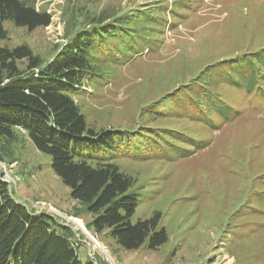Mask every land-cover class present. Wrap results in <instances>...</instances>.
<instances>
[{
    "label": "rangeland",
    "instance_id": "1",
    "mask_svg": "<svg viewBox=\"0 0 264 264\" xmlns=\"http://www.w3.org/2000/svg\"><path fill=\"white\" fill-rule=\"evenodd\" d=\"M22 1L47 12L51 24L27 31L6 22L8 36L0 46H27L44 64L91 21L160 10L154 14L162 20L156 22L165 27L156 33L155 48L115 70L109 67L113 78L87 82L74 99L95 130L166 127L207 146L192 151L179 139L184 150L172 155L144 159L131 150L114 160L139 196L132 222L156 216L157 229L165 230L166 240L155 250L126 251L106 231L90 229L94 217L71 198L50 157L38 152L23 131L9 144L0 141V178L13 198L69 228L82 263L264 264V87L251 94L217 87L238 113L226 121L212 115L216 130L161 116L170 109L164 102L148 114L152 102L178 90L207 64L264 48V0ZM17 64L26 67V61Z\"/></svg>",
    "mask_w": 264,
    "mask_h": 264
},
{
    "label": "trees",
    "instance_id": "2",
    "mask_svg": "<svg viewBox=\"0 0 264 264\" xmlns=\"http://www.w3.org/2000/svg\"><path fill=\"white\" fill-rule=\"evenodd\" d=\"M155 12L136 10L91 21L45 64L27 46H0V141L9 144L18 132H25L35 149L50 157L53 173L71 198L94 217L90 229L106 231L126 251L143 246L155 250L166 236L163 228L157 229L156 216L132 222L139 196L132 179L114 160L131 150L144 159L157 153L172 155L184 150L179 139L192 151L207 145L166 127L95 130L86 124L74 96L82 94L87 82L113 78L109 67L115 70L155 48L156 33L165 27L156 22L162 17ZM6 22L33 31L48 27L51 16L22 0H0V42L8 36ZM19 61H26L24 69H19ZM222 85L246 94L263 89L264 48L207 64L178 90L152 102L148 114L164 102L170 109L161 116L216 130L210 123L212 115L226 121L238 113L216 89ZM72 235L50 216L18 203L0 178V264H93L79 261Z\"/></svg>",
    "mask_w": 264,
    "mask_h": 264
}]
</instances>
